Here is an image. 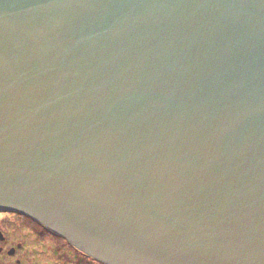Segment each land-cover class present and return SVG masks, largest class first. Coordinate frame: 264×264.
Segmentation results:
<instances>
[{"label": "water", "instance_id": "95a60500", "mask_svg": "<svg viewBox=\"0 0 264 264\" xmlns=\"http://www.w3.org/2000/svg\"><path fill=\"white\" fill-rule=\"evenodd\" d=\"M105 264H264V0H0V212Z\"/></svg>", "mask_w": 264, "mask_h": 264}, {"label": "flooded vegetation", "instance_id": "af4514ba", "mask_svg": "<svg viewBox=\"0 0 264 264\" xmlns=\"http://www.w3.org/2000/svg\"><path fill=\"white\" fill-rule=\"evenodd\" d=\"M17 214L27 216L21 213ZM38 223L44 227L47 231L46 234L49 237L56 236L63 238L64 244L55 245L54 247L45 246L42 250L37 249L35 256L32 250H27L26 244L22 241L17 240L8 245L4 242L5 238L0 237V264H105L104 262L87 255V253L78 249L64 237L45 227L40 222ZM8 256H10V259H8ZM46 257L49 260L48 262L44 261Z\"/></svg>", "mask_w": 264, "mask_h": 264}, {"label": "rangeland", "instance_id": "374dc122", "mask_svg": "<svg viewBox=\"0 0 264 264\" xmlns=\"http://www.w3.org/2000/svg\"><path fill=\"white\" fill-rule=\"evenodd\" d=\"M46 232L42 225L28 216L12 211L0 212V237L5 238L4 242L8 245L17 240L22 241L26 244L27 250H32L36 256L37 249L42 250L45 246L54 247L55 245L64 244L63 238L49 237ZM8 259H10V256H8ZM44 261L48 262L49 260L46 257Z\"/></svg>", "mask_w": 264, "mask_h": 264}]
</instances>
